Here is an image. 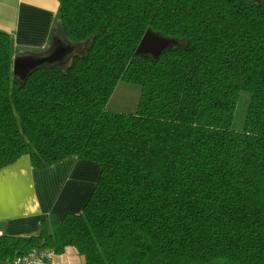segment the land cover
Returning a JSON list of instances; mask_svg holds the SVG:
<instances>
[{
	"label": "trees",
	"instance_id": "trees-1",
	"mask_svg": "<svg viewBox=\"0 0 264 264\" xmlns=\"http://www.w3.org/2000/svg\"><path fill=\"white\" fill-rule=\"evenodd\" d=\"M62 68L14 77L0 31V169L96 163L83 210L29 237L0 235V262L75 249L85 264H264V5L251 0H57ZM147 30L176 43L136 54ZM122 82L133 113L111 111ZM241 92L250 101L231 128Z\"/></svg>",
	"mask_w": 264,
	"mask_h": 264
},
{
	"label": "crops",
	"instance_id": "crops-1",
	"mask_svg": "<svg viewBox=\"0 0 264 264\" xmlns=\"http://www.w3.org/2000/svg\"><path fill=\"white\" fill-rule=\"evenodd\" d=\"M264 5V0H251ZM0 31L10 34L14 77L41 65L67 66L83 47L68 42L62 32L57 0H0ZM81 44V43H80ZM99 166L76 156L64 158L42 170L24 155L0 169V231L29 237L39 233L42 222L50 227L68 213H80L92 193ZM0 264H8L0 262ZM48 264H85L73 248Z\"/></svg>",
	"mask_w": 264,
	"mask_h": 264
},
{
	"label": "rangeland",
	"instance_id": "rangeland-1",
	"mask_svg": "<svg viewBox=\"0 0 264 264\" xmlns=\"http://www.w3.org/2000/svg\"><path fill=\"white\" fill-rule=\"evenodd\" d=\"M86 45V43L77 45L79 48L83 47V50L79 52V54L85 52ZM64 67L66 66H63L62 68ZM140 91V86L137 84L126 82L120 83L113 96L109 100L107 108L115 112H135L140 97ZM249 101L250 94L248 92H241L231 125V128L234 131H241L243 129Z\"/></svg>",
	"mask_w": 264,
	"mask_h": 264
},
{
	"label": "water",
	"instance_id": "water-1",
	"mask_svg": "<svg viewBox=\"0 0 264 264\" xmlns=\"http://www.w3.org/2000/svg\"><path fill=\"white\" fill-rule=\"evenodd\" d=\"M175 43L176 41L174 39H167L152 32L151 30H147L136 49V54L151 55L157 58L162 52L172 47ZM14 71L18 72V69L15 68ZM27 74H25L23 77L25 78Z\"/></svg>",
	"mask_w": 264,
	"mask_h": 264
},
{
	"label": "built area",
	"instance_id": "built-area-1",
	"mask_svg": "<svg viewBox=\"0 0 264 264\" xmlns=\"http://www.w3.org/2000/svg\"><path fill=\"white\" fill-rule=\"evenodd\" d=\"M0 235H2L1 231ZM55 257V253L50 249L32 250L17 257L12 264H48Z\"/></svg>",
	"mask_w": 264,
	"mask_h": 264
}]
</instances>
